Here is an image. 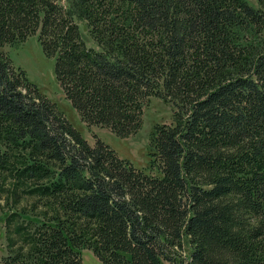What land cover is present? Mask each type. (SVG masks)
Segmentation results:
<instances>
[{
    "label": "trees",
    "instance_id": "16d2710c",
    "mask_svg": "<svg viewBox=\"0 0 264 264\" xmlns=\"http://www.w3.org/2000/svg\"><path fill=\"white\" fill-rule=\"evenodd\" d=\"M33 36L88 127L126 138L171 107L146 168L14 67ZM5 173V264H264V0H0Z\"/></svg>",
    "mask_w": 264,
    "mask_h": 264
},
{
    "label": "rangeland",
    "instance_id": "374dc122",
    "mask_svg": "<svg viewBox=\"0 0 264 264\" xmlns=\"http://www.w3.org/2000/svg\"><path fill=\"white\" fill-rule=\"evenodd\" d=\"M254 4L257 0H250ZM4 51L9 54L14 67L23 68L29 79L39 88L40 92L52 101L57 103V107L63 111L72 125L85 136L91 144H94L98 136L105 143L109 144L117 153L124 158L131 160L137 167L146 168L149 163L148 144L150 133L156 123H170L172 120V109L160 99L154 98L148 110L143 116L141 129L126 138H121L112 133L109 128L93 125L88 127L80 118L72 103L65 97L66 94L60 88L55 74V60L48 57L36 36L30 37L18 45H6ZM64 96L61 98V95ZM0 177V264H5V258L13 253L8 246V236L6 234L7 225L4 217L13 208L11 199L7 201L8 192L6 187L10 183L9 176L5 173ZM26 200L23 199L20 206H24ZM30 206V205H29ZM30 209V208H28ZM33 211L31 214H35ZM184 257L187 256L183 252ZM79 264H103L91 250H85L82 262ZM185 264V263H183Z\"/></svg>",
    "mask_w": 264,
    "mask_h": 264
},
{
    "label": "water",
    "instance_id": "95a60500",
    "mask_svg": "<svg viewBox=\"0 0 264 264\" xmlns=\"http://www.w3.org/2000/svg\"><path fill=\"white\" fill-rule=\"evenodd\" d=\"M64 96V94L61 95V98Z\"/></svg>",
    "mask_w": 264,
    "mask_h": 264
}]
</instances>
